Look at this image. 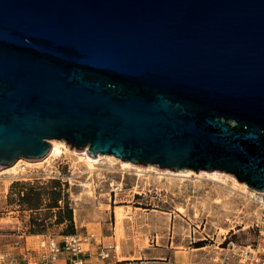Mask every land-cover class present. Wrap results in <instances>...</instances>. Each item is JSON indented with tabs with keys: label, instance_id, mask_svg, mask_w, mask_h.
I'll list each match as a JSON object with an SVG mask.
<instances>
[{
	"label": "water",
	"instance_id": "obj_1",
	"mask_svg": "<svg viewBox=\"0 0 264 264\" xmlns=\"http://www.w3.org/2000/svg\"><path fill=\"white\" fill-rule=\"evenodd\" d=\"M53 139L264 191V0H0V169Z\"/></svg>",
	"mask_w": 264,
	"mask_h": 264
},
{
	"label": "rangeland",
	"instance_id": "obj_2",
	"mask_svg": "<svg viewBox=\"0 0 264 264\" xmlns=\"http://www.w3.org/2000/svg\"><path fill=\"white\" fill-rule=\"evenodd\" d=\"M69 154L0 175V252L18 254L23 247L37 250L47 238L61 242L66 236L94 233L112 248L103 262L98 246H90V264H239L235 252L259 237L255 206L242 193L231 194L230 179L224 184L201 170L183 178L160 176L165 171L158 165L139 179L134 168L122 170L120 162L106 159L91 175ZM21 189L43 193L28 206L19 197ZM52 191H60L59 208H50L55 204ZM33 205L39 209H30ZM118 206L127 213L121 226L115 222ZM67 209L72 227L69 221L59 223V212L65 216ZM32 220L44 225L33 226ZM34 228L42 231L32 232Z\"/></svg>",
	"mask_w": 264,
	"mask_h": 264
},
{
	"label": "built area",
	"instance_id": "obj_3",
	"mask_svg": "<svg viewBox=\"0 0 264 264\" xmlns=\"http://www.w3.org/2000/svg\"><path fill=\"white\" fill-rule=\"evenodd\" d=\"M243 195L255 206L257 226L260 228L259 237L254 243L238 249L235 255L239 264H264V191L248 186L247 192ZM96 245L100 250L98 257L105 262L110 256L112 246L103 245L94 233H88L84 236H66L61 242L47 238L39 244L37 250L23 247L18 254L0 252V264H90L88 262V256H92L90 246ZM106 264L127 263L118 260Z\"/></svg>",
	"mask_w": 264,
	"mask_h": 264
},
{
	"label": "bare ground",
	"instance_id": "obj_4",
	"mask_svg": "<svg viewBox=\"0 0 264 264\" xmlns=\"http://www.w3.org/2000/svg\"><path fill=\"white\" fill-rule=\"evenodd\" d=\"M51 144H52L51 150H50L49 154L47 156H45L44 158L38 159V160H30V159H27V158H24V157L18 158L12 165H10V166H8L6 168L0 169V175L1 174H5V173L6 174H17L19 172V170L22 169L23 164H26V165H42L43 163L48 162L51 158L62 157V156L67 155L69 153H70L69 156L72 157V160H77L78 162L84 164V166L86 167L87 173H90L91 175H93V173H95V170L99 168V167L97 168L96 165H98L102 159H106L109 163H113L114 161L120 162V164L122 166V170L134 168L135 171H136V175L139 176V179L142 178V176H145V173H144L145 171L144 170H148V169H151V168L154 167L153 165H148V166L137 165V164H134V163H132L130 161H124V160H122L120 158H117V157H115L113 155H107V154L92 155V154H90L88 152V149H83V152H80V153L77 152V151H80V150H77V149H76L77 151H75V150L72 151V149L69 147L68 143L66 141H64V140L53 139V140H51ZM70 151L73 152V153H71ZM73 155H76V156H73ZM21 162H22V164H21ZM25 168H26V166L23 167V169H25ZM162 171L163 172L165 171V172L164 173H158V174H160V176L163 175V174H168V175L172 176L171 178H173V177H180V178L188 177L193 172V170H191V169L171 170V169H168V168L164 169ZM200 173H201V175H204V176H206V177H208V178H210L212 180L219 181V182L223 181L224 184L227 181V179H230L231 182H232V185L230 186L231 192H232V193L230 192L231 194L238 192V193H240V196H241V193L244 194L248 190V185L246 183L239 182L237 180V178L234 175H232V174L224 173V172H221V171H218V170H215V171L201 170ZM99 174L101 175V173H98V175ZM101 178H103V176ZM178 211L183 213V212H186V209L184 207H179ZM126 214H125V211L123 210L122 206H118L117 207V209L115 211V216H116V221L115 222H117V226H121L122 225V223L124 222ZM119 229H120V227H119Z\"/></svg>",
	"mask_w": 264,
	"mask_h": 264
},
{
	"label": "trees",
	"instance_id": "obj_5",
	"mask_svg": "<svg viewBox=\"0 0 264 264\" xmlns=\"http://www.w3.org/2000/svg\"><path fill=\"white\" fill-rule=\"evenodd\" d=\"M19 183L14 184L13 186L15 187L16 185H18ZM19 197L21 199L22 202H24L25 204H27L28 206L32 204V199L34 198H38L37 201L39 200V198L42 195V191L41 190H36V189H29L28 191H24V189L19 190ZM53 194V201L55 204L51 205L50 208H59V206L57 205L58 202V194H60V191H52ZM30 209H39L38 205H33V207H30ZM61 211L59 212V216H60V220L59 223H64L66 221L70 222V226L72 227V212L70 209L66 210V215L62 216L61 215ZM32 224L33 226H43L44 224L37 222L36 220H32ZM32 232H41L42 228H34L31 230ZM201 245V244H200Z\"/></svg>",
	"mask_w": 264,
	"mask_h": 264
}]
</instances>
